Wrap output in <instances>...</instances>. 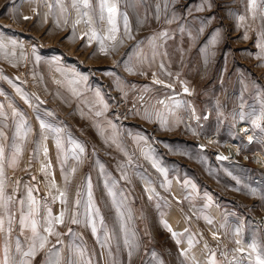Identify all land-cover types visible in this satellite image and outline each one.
Wrapping results in <instances>:
<instances>
[{
  "label": "rangeland",
  "instance_id": "374dc122",
  "mask_svg": "<svg viewBox=\"0 0 264 264\" xmlns=\"http://www.w3.org/2000/svg\"><path fill=\"white\" fill-rule=\"evenodd\" d=\"M94 1L104 19L102 0ZM124 1L131 38L123 25L115 41L104 40L106 52L90 33L46 38L49 55L61 54L96 87L94 104L62 108L47 88L24 101L18 85L42 87L39 79L30 72L0 79L7 135L0 180L11 197L7 213L0 207V264L5 246L8 264H257L264 258L257 161L264 156V0L254 7L251 0ZM9 17L3 7L8 22L0 26L10 31ZM21 123L26 136L15 142ZM14 144L22 151L11 166ZM61 212L64 222L49 235L45 217ZM33 220L47 242L26 257Z\"/></svg>",
  "mask_w": 264,
  "mask_h": 264
},
{
  "label": "crops",
  "instance_id": "0c3cea01",
  "mask_svg": "<svg viewBox=\"0 0 264 264\" xmlns=\"http://www.w3.org/2000/svg\"><path fill=\"white\" fill-rule=\"evenodd\" d=\"M106 3L116 6L115 20L118 32L114 35L117 37L124 25L122 15L130 14L129 7L124 0H106ZM73 4L74 0H0V11L4 7L7 14L14 16L7 20L12 19V23H9L11 28L15 29L9 31L10 27L0 26V42L5 45L0 48V79L20 77L26 75L25 72H30L31 76L39 79L42 85V87H37L33 84L30 90L28 87L24 90L21 85H18L20 91H17V94L24 101L29 99L32 93L42 96L41 93L44 92L39 89L47 88L48 92L60 96L56 101L61 103L62 108L70 107L71 102L76 103L77 108L89 107L80 106V102L94 104L97 89L88 86L85 72L75 68L72 64L64 63L61 54L54 57L48 54L51 50L49 46L53 45H49L52 43L47 42L46 38L52 34L56 36L59 30H75L80 32L79 35H88L95 31L99 37L110 34L108 31L110 28L109 13L106 8L104 9L105 18L98 20L95 15L96 2L94 0H89L90 6L87 8L83 6L82 0H75V6ZM3 19L1 18L0 22H8ZM36 30L40 31L35 33ZM46 32L47 34L43 36L42 34ZM13 41L15 43H12ZM46 48L49 49L46 50ZM2 104L0 100V106H2L0 113L5 111L2 108L6 109ZM52 108L55 109L53 106ZM0 132L3 133L0 140H6V131L0 128ZM18 136L19 133H15L13 141H19ZM47 222L48 216L45 217V223Z\"/></svg>",
  "mask_w": 264,
  "mask_h": 264
},
{
  "label": "snow or ice",
  "instance_id": "6c2138e0",
  "mask_svg": "<svg viewBox=\"0 0 264 264\" xmlns=\"http://www.w3.org/2000/svg\"><path fill=\"white\" fill-rule=\"evenodd\" d=\"M82 3H83V6L84 7H89L90 4H89V0H82ZM251 3H252V6L254 7L255 6V0H251ZM73 6H75V0H74V4ZM101 7V10L103 11V9H107V12L109 13V16H108V23L110 25V28L108 29L109 31V35L108 36H104V37H99L97 36V33L95 31L92 32L91 36L89 37V40L91 41V39H98L99 42H100V45H101V48L100 50L102 52H106V49L104 47V40H111V41H115L116 40V35H114V33L118 32V28H117V25H116V20H115V17H116V6L115 4H107L106 3V0H102V3L100 5ZM85 15H87V13H85ZM24 19H28V17H24ZM101 19H103V16H101ZM241 19H243V17H241ZM79 21H77L78 23ZM124 27H125V31L126 33L129 34V38H131L130 36V29L128 27V20H127V16L124 17ZM123 41H121L122 43ZM12 43H15L14 41ZM258 46H261V47H264L262 45H259ZM5 47V45L0 42V48H3ZM17 91L19 92L20 89L17 88ZM185 91H187V88H185ZM97 95H99V93H97ZM161 103H163L161 101ZM2 107V106H0ZM15 114V113H14ZM0 115H3V113H0ZM97 115H100V113H97ZM261 117H264V113H261ZM254 124H256V126H259L258 122L257 121H253ZM24 128V124L21 123L19 126H18V132H19V139L22 141L24 139V137L26 136V133L23 132ZM56 131H59V130H56ZM3 133L0 132V136H2ZM14 147V151L12 153V156H11V166H15V164L17 163V157L18 155L21 153L22 151V148H21V145L20 144H14L13 145ZM57 147L60 148V142L59 140H57ZM76 149L79 150V153H83L84 152V148L80 145H75V148L73 149V151L75 152ZM47 153V149H45V154ZM75 159L79 160V156H75L74 157ZM150 158V157H149ZM222 159H224V157H221ZM3 159H4V147L3 145H0V177L3 176ZM154 167H156L155 163L153 165ZM161 172L164 171V169H159ZM72 173L75 172V168H73L71 170ZM65 179V182L67 183L68 180H69V177L66 175L64 177ZM53 186H55L53 184ZM89 187V206H91V191H90V188H91V185L89 183L88 185ZM60 197L64 198L62 200V202H66V193L64 192H61L60 193ZM11 197H7V198H4L3 197V181L0 180V200H3L4 202L2 204H0V207H3L5 209V212L7 213V201L10 200ZM28 199L30 201V203L32 205H34L36 202L35 200L33 199L32 197V194H31V189H29L28 191ZM21 204L24 203V201H20ZM77 203H79L77 201ZM97 214H98V210H97ZM63 216H64V213L61 212L59 216L57 217H52L51 216V213H49V218H48V227L44 229L45 232H47L49 235H52L53 234V225L54 224H62L64 221H63ZM4 218L3 217H0V231H3L4 228ZM79 221H77L75 218L72 219V223H78ZM209 223H211V220L208 221ZM8 223H9V229L8 231L10 232L11 231V228H10V225H11V216H8ZM32 232H33V236H32V243H31V246H30V249L28 252L24 253V255L27 257V256H32L34 255L35 251H36V248H37V245L39 246V248H44L46 242H47V237L46 236H43L41 235L39 232H37V229H36V221L33 220L32 221ZM164 226L165 228H167V230L172 234L173 238H176L178 236L177 233L173 232L170 225L167 224V222H164ZM92 231L93 233L96 232V227L95 225H93L92 227ZM187 231V230H186ZM56 235H59V233H55ZM177 243H179V240H177ZM191 243V242H190ZM237 244H239L240 242L239 241H236ZM205 247H207V245H205ZM253 248V251H255V247L254 246H251ZM236 251H243V249H236ZM214 255V254H213ZM129 256H131V252H129ZM256 260H257V264H264V258H261V256H257L256 257ZM3 264H8V249L7 247L5 246V249H4V261H3ZM57 264H59V262L57 261ZM212 264H216L215 260L213 259L212 261Z\"/></svg>",
  "mask_w": 264,
  "mask_h": 264
},
{
  "label": "bare ground",
  "instance_id": "6f19581e",
  "mask_svg": "<svg viewBox=\"0 0 264 264\" xmlns=\"http://www.w3.org/2000/svg\"><path fill=\"white\" fill-rule=\"evenodd\" d=\"M245 125L243 124V125H241L240 127H241V129L244 127ZM245 131V130H244ZM239 132V131H238ZM214 140V139H213ZM247 140H249V139H247ZM215 141V140H214ZM207 144V143H206ZM236 151H238L237 150V146H236V144H230V145H227V148H226V155H229L230 157H233V156H235L236 155ZM254 153V152H253ZM251 155H252V153H251ZM264 155V154H263ZM228 156V157H229ZM229 157V158H230ZM260 157H261V159L260 160H258L257 159V161L259 162V164H260V166H262L263 168H264V156H261L260 155ZM232 160V159H231ZM245 160V159H244ZM256 160V159H255ZM254 161V160H253ZM257 167V166H256Z\"/></svg>",
  "mask_w": 264,
  "mask_h": 264
}]
</instances>
